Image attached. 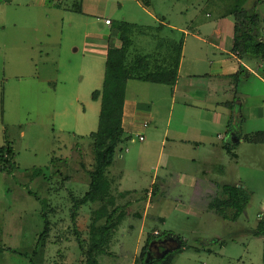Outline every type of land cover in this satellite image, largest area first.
Here are the masks:
<instances>
[{"label": "rangeland", "instance_id": "1", "mask_svg": "<svg viewBox=\"0 0 264 264\" xmlns=\"http://www.w3.org/2000/svg\"><path fill=\"white\" fill-rule=\"evenodd\" d=\"M34 1L30 10L8 5L4 11V6L0 7L4 12L0 23L6 25L5 46L30 37L39 49L50 46L47 48L52 53L50 58L43 55L30 65L20 63L19 56L11 59L8 50L6 54L4 46L0 48V147L9 141L16 163L13 172L0 170V264H85L87 256L79 246V237L85 243L90 238L93 212L99 204L89 201L77 209L76 205L89 190V172L94 163L91 133L99 126L101 109V99H95L94 93L103 89L106 59L92 50H101L94 42L103 43V38L109 37L111 27L105 19L120 24L119 34L131 39L128 47L122 42L130 63L146 56L149 69L156 70L161 63L173 65L185 41L187 60L194 43L192 34L161 28L163 16L172 22L187 21L185 26L191 25V18L207 26L214 21L235 23L228 12L238 6L259 15L264 40V0H149L148 7L141 0H84L83 13L73 9L77 3L81 8L83 0H45V4L44 0ZM53 2L61 8L51 9ZM28 23L37 26L36 34L16 27ZM207 28L202 27L206 38L210 33ZM17 30L20 39H14ZM244 61L257 72L264 64L262 56L247 55ZM229 81L230 87L225 85L226 99L231 100L236 114L241 108L248 117L235 128H242L244 137L264 131V81L250 76L246 69ZM133 82L128 87L130 95L143 102L151 99L145 89L150 83ZM175 101L171 114V93L161 99L158 121L140 118L151 123L148 138H152L150 130L156 129L158 122L161 129L156 135L161 141L169 119L171 133L178 127L184 116L182 97L179 95ZM228 110L231 119L232 109ZM231 129L215 127L214 131L226 136ZM215 142L204 160L198 158L195 145L178 150L177 168L166 170V176L161 174L150 208L147 204L162 145H119L107 177L117 205L127 207L106 253L98 255L100 264H141L135 260L147 238L158 234L154 231L172 232L181 239L174 244L176 247L181 242L186 245L173 264H264V237L255 235L264 212V141L244 139L231 149L226 147V140ZM143 155L145 158H140ZM193 175L200 180L199 188L184 186ZM224 184L243 186L252 193L237 220L224 219L210 208L222 196ZM175 200L186 206H177ZM146 212L149 215L144 219ZM46 221L50 232L38 246ZM171 246L161 244L155 253Z\"/></svg>", "mask_w": 264, "mask_h": 264}, {"label": "crops", "instance_id": "2", "mask_svg": "<svg viewBox=\"0 0 264 264\" xmlns=\"http://www.w3.org/2000/svg\"><path fill=\"white\" fill-rule=\"evenodd\" d=\"M45 3L46 1L44 0V4ZM35 4L36 2L34 0H0V7L4 6V11L5 6L8 5L24 7L26 10H30ZM50 4L51 9L54 7L61 8L60 4L54 2ZM85 6L86 2L83 0V4L81 5V13L84 12ZM2 10L0 9V14L3 17L4 12H2ZM71 10L73 9L71 8ZM19 11L20 10L17 12ZM188 21H191V25L185 26L184 24H187V21L183 22L177 20V22H172L168 19V17L163 16L161 22V28L167 26L175 31L184 32V34L188 36L192 34L191 38L194 40V43L190 46L191 49L189 51V58L187 60V41L182 43V48L179 54L176 83L174 85H167L146 82L151 84L150 86H145V89L148 90V93L152 97L147 102H143L137 97L130 95L128 92V87L134 83L133 80L137 79H130L127 82L123 127L125 129V133L127 136H130V138L128 141H126V143L149 142V145H162V147H160V154H158V160L154 168L155 175L154 179L152 180L153 184L157 183V180L159 177H161V174L166 176V170L177 168V160L180 158L178 150L183 149V146L188 147V145H195L193 149L198 151L200 156L198 158L204 160L207 159L208 155L212 153L211 149H213L216 145L215 140L217 139H222L223 141L226 140V144L233 143L240 145V143L244 141V135L242 133L243 129L235 128L241 124V119H239V117L234 118L233 124L231 126L232 131L230 130L228 135L224 136L221 133L216 134L214 131L215 127H229L230 115L228 108L231 104V100L226 99L225 97L228 94V91L225 90V85L227 84V86L229 85L230 87L231 82L229 79H231V77L233 78L239 69H241V67L244 70H248L250 76H257L259 79L264 81V78L260 72L255 71L248 62L246 63L244 61L247 55L241 57L237 52L233 51L235 23L232 21L228 23H224L223 21H214L213 23L208 24L209 26H207L206 24L200 23L193 18ZM106 25L111 27L108 39L106 40L103 38V43L94 42V46H96L95 48L101 50H92L93 54H98V56L103 55L105 59L107 58L109 49L124 48L122 46V40L120 39L118 29L113 27L112 24ZM204 26L206 28L208 27L210 31L207 38L202 36L204 33L202 27ZM16 27L18 29L24 28L29 32L33 31L34 34L38 32L37 26L32 25L31 23L21 25L20 27L17 25ZM5 30L6 25L0 23V48L4 46L6 54L8 50V53H10L9 57L11 59L19 56L23 58L18 59L20 63L23 62L32 65L36 64L39 58L42 59L43 55L46 58L51 57L52 53L47 48L50 46H41L39 49L37 47L36 41H32L30 37L27 39L22 38L21 40H18L16 45L9 43V47L5 46ZM190 30H193L195 33H191ZM18 31L19 30L14 32V39H20ZM85 38H89V36L85 35ZM87 44L88 42H84V45ZM0 51L2 50L0 49ZM211 51H214L212 58L210 56ZM137 81L145 82L141 80ZM165 86H170V89ZM224 90L227 93L224 92ZM168 93H171L172 95L171 114L173 113V108L175 107L176 97L179 95L182 97V101H180V107L183 108V119L177 123L178 127H175L174 130H172V133L170 131L171 129H169L171 124V119H169L162 141L156 135V130L161 129V122H158L156 129L151 128L150 135L152 138H148L147 130H149V127L155 118L158 121L157 118L159 113L158 111L160 110L159 108L161 105V99H166ZM237 104H240V102ZM239 108L240 105L237 107V109L239 110ZM240 113L245 118L244 122H247L248 117L242 114L241 108ZM142 116H147L150 120H152L151 123L148 121H140ZM145 123H147V126H144ZM215 135L217 136L216 138ZM140 136H143L144 140H140ZM167 147L169 148V151H166ZM148 149H150V147H148L146 150H142L141 153H145V151H148ZM140 158H145V156L143 155ZM195 161H198V159H195ZM191 177V181H188V183H186L184 186H190L194 189L199 188L200 184L198 181L200 180L195 178L194 175ZM153 200L154 195H151L147 204L149 208L153 205ZM174 202L178 203L177 206L179 207H183L184 205L182 201L175 200ZM148 215V212H146L142 217L147 219ZM159 218L161 219V217ZM154 233L159 232L154 231Z\"/></svg>", "mask_w": 264, "mask_h": 264}, {"label": "trees", "instance_id": "3", "mask_svg": "<svg viewBox=\"0 0 264 264\" xmlns=\"http://www.w3.org/2000/svg\"><path fill=\"white\" fill-rule=\"evenodd\" d=\"M141 2L147 7L150 5L149 0H141ZM73 7L74 10L81 11L80 3L74 4ZM228 13L233 15L235 19L233 51L237 52L241 57L252 55L262 56L264 59V40L260 34L261 20L259 15L242 10L238 6L233 7ZM111 22L120 31V24L115 23L113 20ZM127 25H129L128 22ZM120 39L126 46H129L131 43V39L122 33L120 34ZM130 62L131 60H128L125 48L109 49L106 58L103 89L94 93L95 99H101L99 126L95 132L91 133L94 163L89 172V190L76 205L77 209L89 201L99 204L98 208L93 212L89 231L90 238L85 243V240L79 237V246L81 250L86 252L87 256L85 264H100L98 255L106 253V248L112 239L117 225L124 218L127 207V205H117V199L111 193V183L107 177V170L115 159L119 145L130 138L125 133L123 127L128 80L137 79L167 85H174L177 80L179 56L173 65L167 67L162 64L156 70L149 69V61L146 56H139L133 59L132 63ZM243 70L241 67L235 76H239ZM260 72L263 76L264 64ZM229 107L232 109V117L229 120V127H231L234 118H238L240 113L239 115L236 114V109L231 104ZM240 118L241 121L245 119L242 115ZM244 139L255 143L263 142L264 131L256 132L252 136L247 134ZM225 145L228 149H231L236 144ZM15 165V150L13 145L8 141L0 147V170L3 172H13ZM156 185L157 183H154L152 195L156 193ZM221 190L222 196L217 198L210 208L224 219L237 220L250 203L252 193L243 186L229 184H224ZM76 216L77 211L73 213L74 221H76ZM103 220L104 223L102 222ZM49 232L50 223L46 221L45 230L40 235L38 246L43 244L44 236L48 235ZM255 235L264 237V212L259 219ZM173 237L175 239H172ZM180 241L181 239L172 232L165 231L164 233L153 234L147 238L135 263L140 261L141 264H173L175 257L186 248L184 242H181L177 247L174 245ZM161 244H172L173 246L166 247L165 250L156 254L155 250L158 247L161 248Z\"/></svg>", "mask_w": 264, "mask_h": 264}, {"label": "built area", "instance_id": "4", "mask_svg": "<svg viewBox=\"0 0 264 264\" xmlns=\"http://www.w3.org/2000/svg\"><path fill=\"white\" fill-rule=\"evenodd\" d=\"M105 23L111 25L112 24L111 19H106ZM144 126H147V123H145ZM140 140H144L143 136H140Z\"/></svg>", "mask_w": 264, "mask_h": 264}, {"label": "water", "instance_id": "5", "mask_svg": "<svg viewBox=\"0 0 264 264\" xmlns=\"http://www.w3.org/2000/svg\"><path fill=\"white\" fill-rule=\"evenodd\" d=\"M172 239H175L174 237Z\"/></svg>", "mask_w": 264, "mask_h": 264}]
</instances>
